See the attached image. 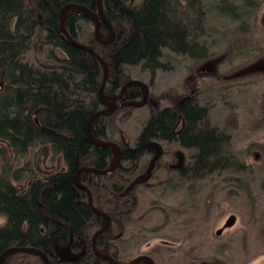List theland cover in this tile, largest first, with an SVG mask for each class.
<instances>
[{"label": "trees", "instance_id": "1", "mask_svg": "<svg viewBox=\"0 0 264 264\" xmlns=\"http://www.w3.org/2000/svg\"><path fill=\"white\" fill-rule=\"evenodd\" d=\"M69 4L88 13L65 11L63 32L61 10ZM98 5L105 19L99 21L98 34L110 31L107 21L114 31L110 42L95 36L90 13L99 15ZM263 11L264 0H0V159L3 166L6 160L20 161L39 145L55 159L44 172L17 163L10 173H0V256L11 248H32L48 264H130L139 256L154 264H231L218 251L197 253V243L169 246L177 234L189 237L186 232L193 225L197 235L208 231L217 204L216 175L227 182L225 198H240L249 207L264 248V208L258 211L247 177L233 158L231 137L209 124L208 100L196 97L177 110L176 104L162 108L148 98L128 132L120 122L136 111L130 102L140 98L130 85L149 88L157 72L172 70L179 58L201 63L220 56L233 70L264 55ZM66 35L105 62L103 92L117 104L111 115L95 117L89 132L88 120L105 109L98 95L103 66ZM263 80V73L230 82L213 77L202 90L214 96L226 90L239 97L241 86L247 93ZM257 95L260 111L254 130L264 129V89ZM178 114L185 124L179 132ZM155 141L169 149L178 143L189 151L191 166L176 174L162 166L165 160L151 161L153 156L141 146ZM104 143L120 150L112 170V147ZM81 186L89 191L92 206ZM259 186L264 187V178ZM103 215L109 224L96 234ZM155 237L164 244L140 252ZM241 239L240 264L264 253L251 255L247 236ZM46 262L34 252L20 251L5 256L1 264ZM134 264L149 263L141 259Z\"/></svg>", "mask_w": 264, "mask_h": 264}, {"label": "rangeland", "instance_id": "2", "mask_svg": "<svg viewBox=\"0 0 264 264\" xmlns=\"http://www.w3.org/2000/svg\"><path fill=\"white\" fill-rule=\"evenodd\" d=\"M130 1L139 3L143 0ZM67 10L68 9H66V11ZM262 15L260 21L263 23L264 11ZM91 17L93 18V16ZM258 25L260 24L258 23ZM97 37L102 41H106L111 38V35L110 32H108L102 35L97 34ZM219 49L217 50L218 52L215 51L217 55H219V52H222V49ZM262 56L263 54L261 57ZM219 57L216 56L201 63H194L190 60H182L179 58L177 65H175V68L172 70L157 72L155 78L152 80L153 84H150L151 86L149 88L144 87L143 84L139 85L138 83H132L130 85L132 86L131 91L137 93L140 98L130 102V104L136 108V111L131 113V116L121 119V126L123 127L124 133L132 128V125L135 123L133 119L134 116H138L141 113L142 109L140 106L145 103H142L143 97L145 99L144 101L149 98L154 104L163 108L176 104L181 97L188 95L191 90H195V96L198 97L200 101L208 100L209 102L210 109L207 117L209 124L215 128L223 130L231 137V149L234 154L233 158H236L238 161L243 176L245 175L247 177L249 188L258 202V211H260L264 208V187L261 188L259 186V181L264 178V129L254 130L253 127L260 111V99L257 92L258 89H264V80L249 86V91L247 93L243 92L245 86H241L240 88L242 92L239 97L232 96V94L229 95L226 90L216 96H214L213 92L204 94L202 90L204 84L207 85L213 77L220 78L225 82H230L253 75H242L237 78L227 79V76L233 74L244 66L239 69H229L228 65L220 62L221 60ZM188 68H193L194 71L189 73ZM148 94H150L149 97ZM102 99L107 104L113 106L112 112L108 114L111 115L117 106L116 102L112 101L114 99L113 96H107L103 92ZM103 112H109L106 106ZM91 125L92 124H90L89 128L90 131ZM41 148H45V150L38 158V166L43 169L52 168L55 162V159L52 156L53 154L46 146L39 145L31 148L30 151L26 153L24 159L20 161L16 158L8 161L6 160L9 165L6 163L3 166V163H1L2 160L0 159V173H4V171L10 173L17 163L23 164L21 167L26 165L31 169H34L35 154ZM164 150L165 154L162 155ZM175 151L176 149H172V147H170V149L168 147L165 149L160 147L154 151L155 155L152 157L151 161H156L159 158L162 162L165 160V162L168 161V163H170L173 159L174 153H176V157L179 153H182L183 155L182 150L178 149V151ZM112 152L113 160L110 164L109 170H112L118 163L115 162V159L118 156L117 149L112 147ZM180 161L181 158H176V163H179ZM222 177V175L214 176L215 201L217 204L214 210L211 211L212 216L208 218V231L197 235V228L193 225L192 228L186 232V234L191 232L189 237H185L183 234H177L174 236V241H171L169 246L173 249L181 246H186L188 248L192 244L197 243V248L195 250L197 253L199 252L202 255H209L216 254V251H218L217 255L219 257L228 258V262H231V264H240L244 259L241 252V237L243 235L247 236L246 240L251 255L264 248L259 245L257 239L258 223L256 220L251 219L249 215V207L246 208L240 198H225L228 185H226L227 182L224 181ZM202 198L203 196L201 199ZM198 204L201 206L202 202L199 201ZM231 217H234V221L232 225L228 226L227 221ZM254 218L258 219L257 216ZM103 225H105V219ZM219 230L220 233L218 234L217 232ZM190 237L191 239H189ZM163 242L165 241L162 238H151L140 247V252H147L152 247L164 244ZM219 245H222V248ZM247 264H264V253L252 258Z\"/></svg>", "mask_w": 264, "mask_h": 264}, {"label": "water", "instance_id": "3", "mask_svg": "<svg viewBox=\"0 0 264 264\" xmlns=\"http://www.w3.org/2000/svg\"><path fill=\"white\" fill-rule=\"evenodd\" d=\"M71 8H74V9H77V10H80V11H83V12L88 13V11H87L84 7L79 6V5L69 4V5L65 6V7L61 10V16H60V19H61V30H62L63 32H64V26H63V21H62V19H63V15H64L66 9H71ZM98 14H99V15L94 14V13H90V15L93 16V18H94V22H95V29H94L95 36H96L97 40L100 41V42H105V43H106V42H110V41L114 38V31L112 30L111 26L109 25V23H108L107 21H105V22L107 23L108 28H109V30H110L109 32H110L111 38H110L109 40L102 41V40H100V39L97 37V34H98V28H99V21H100V19L105 20L104 17H103V14H102V11H101V8H100V5H98ZM263 23H264V22H263ZM66 37H67V38L70 40V42H71L72 44H74L75 46H78V47H80V48H83V49H85V50H88L90 53H92L93 55H95V56L100 60L102 66H103V69H104V78H103V81H102V83H101V86H100V88H99V90H98V95H99V97H100L102 103L108 108V111H109V112H108V113H105V112H103V111H99V112L95 113V114H94V115L88 120V122H87V131L89 132V131H90V130H89V128H90V124L92 123V121H93V119H94L95 117H97V116H101V115H108V114H110V112H112V109H113V106H112V105L107 104V103L104 102L103 99H102L104 86H105V83H106V80H107V76H108V68H107L105 62H104L100 57H98V56L94 53L93 50H91L90 48H88V47H86V46H84V45L78 44L77 42H75L74 40H72L68 35H66ZM255 73H264V55H263L262 57L258 58L257 60H255V61L249 63L248 65L244 66L243 68L237 70V71L234 72L233 74L227 76L226 78H227V79H228V78H237V77H240V76H242V75H250V74H255ZM187 98H188V96L184 97V98L182 99V101L185 100V99H187ZM34 122H35L36 125L40 126V125H39V122H38V120H37V118H34ZM40 129H41V131L46 132V133H53L52 131H50V130L44 128V127H40ZM89 136H90V139H91L94 143L102 144V143H99V142L95 141V140L93 139V137L91 136V134H89ZM103 145H110L111 147L117 149V151H118V156H117V158L115 159V162L117 163V162L119 161V156H120V150L118 149V147H117L115 144H105V143H104ZM44 150H45V148H42V149L39 150V152L35 155V158H34V162H35V164L38 162V158H39V156L41 155V153H42ZM179 166H180V165H177V167H179ZM134 183H135V182H134ZM81 188H82V189H85V190L87 191V193H88V197H89V203H90V206H92V204H91V195H90L89 191H88L85 187H82V186H81ZM95 213L101 215V214H100L99 212H97V211H95ZM103 217H104V219H105V225H103V227H102V228H101L96 234L102 232V231L108 226V224H109V220H108V218H107L106 216H104V215H103ZM233 221H234V217L229 218V220L227 221V225H228V226H229V225H232ZM0 223H1V219H0ZM217 233L219 234V233H220V230H219ZM96 234H95V235H96ZM95 235H94V238H95ZM94 238H93V242H94ZM93 250L95 251V253H97V252H96V249H95L94 246H93ZM20 251H30V252H34V253L38 254V255H39V256H40V257L46 262V260H45V258H44V256H43L42 252H40V251H38V250H36V249H32V248H11V249L5 251L4 253H2V255L0 256V264L2 263L3 258H4L5 256H7L8 254L13 253V252H20ZM76 257H78V256H76ZM141 259H146V260L149 261L150 264H154V263H153L148 257H145V256H139V257H137V258L134 259L130 264H134L136 261H139V260H141ZM46 263H47V262H46ZM111 263H112V264H115V263L112 262V261H111ZM47 264H48V263H47Z\"/></svg>", "mask_w": 264, "mask_h": 264}, {"label": "flooded vegetation", "instance_id": "4", "mask_svg": "<svg viewBox=\"0 0 264 264\" xmlns=\"http://www.w3.org/2000/svg\"><path fill=\"white\" fill-rule=\"evenodd\" d=\"M186 96H188V98L187 99H185V100H183L182 101V99L184 98V97H186ZM137 99H139V98H137ZM196 99V96H195V90H191L190 92H189V94L188 95H185V96H183V97H181L178 101H177V103H176V108H177V110H180L179 108H180V106H182V105H184V104H186V103H188V102H193L194 100ZM145 99H144V97L142 98V103H146L147 102V100L146 101H144ZM183 115L182 114H178L177 115V121H178V123H177V127H176V131L177 132H179V131H181L182 130V128L184 127V122H183ZM151 143V142H150ZM148 143H146V146H141V148H143V149H145V151L147 152V153H151V155L152 156H154L155 154V150H157L158 148H164L165 149V147L163 146V144H161V143H159V142H157V141H155L153 144H149V145H147ZM42 149V148H41ZM40 149V150H41ZM173 149H176V151H178V149L179 150H182L183 151V155H182V153L180 154L179 153V155L176 157V153H174L173 154V159L171 160V162L170 163H168V161H164L163 163H162V166H165V167H167V168H172L173 169V171H174V173H176V174H181V172H184L185 171V169L187 168V167H189V166H191V160H190V154H189V151L188 150H186L185 148H182L178 143H176L175 145H174V148ZM175 151V152H176ZM39 152V151H38ZM37 152V153H38ZM36 153V154H37ZM35 154V155H36ZM42 154V153H41ZM165 154V150L163 151V154L162 155H164ZM178 157L179 158H181V161L179 162V163H176V158L178 159ZM159 160H161V159H159ZM2 163V162H1ZM177 165H180L179 167H177ZM34 168H37L40 172H44L45 170H48V169H43L42 167H39L38 166V162L35 164V162H34ZM0 219H1V217H0Z\"/></svg>", "mask_w": 264, "mask_h": 264}]
</instances>
